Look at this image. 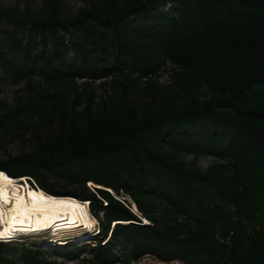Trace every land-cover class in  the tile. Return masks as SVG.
Listing matches in <instances>:
<instances>
[{"label":"trees","instance_id":"1","mask_svg":"<svg viewBox=\"0 0 264 264\" xmlns=\"http://www.w3.org/2000/svg\"><path fill=\"white\" fill-rule=\"evenodd\" d=\"M70 1L0 9V172L99 231L0 239V264H264V0Z\"/></svg>","mask_w":264,"mask_h":264},{"label":"bare ground","instance_id":"2","mask_svg":"<svg viewBox=\"0 0 264 264\" xmlns=\"http://www.w3.org/2000/svg\"><path fill=\"white\" fill-rule=\"evenodd\" d=\"M0 174V189L7 193V201L0 198V233H4L0 239L9 240L20 233L38 231L50 225L59 231L68 226L90 227L94 224L88 201L51 196L40 189L29 186L30 189L25 184L17 183L5 172L1 171ZM29 192L35 193L36 198L29 196ZM41 194L43 199L40 198ZM21 196L23 200H20Z\"/></svg>","mask_w":264,"mask_h":264},{"label":"rangeland","instance_id":"3","mask_svg":"<svg viewBox=\"0 0 264 264\" xmlns=\"http://www.w3.org/2000/svg\"><path fill=\"white\" fill-rule=\"evenodd\" d=\"M42 3V0H0V9H7V10H27L29 8L31 9H38ZM70 7L72 9L78 8L81 3L77 0H71L69 2ZM8 21V20H5ZM10 23V24H9ZM13 25V21H8L7 25ZM169 75L165 74L161 80H168ZM18 89V85L10 82L9 80H3L0 79V98L6 99L7 102H12L14 95L16 94V90ZM30 145V139L27 136H21L18 139L14 141H10L8 150H11L12 152H19L22 150H25ZM4 148L0 147V155L4 154ZM210 158L203 157L202 164L206 165L210 162ZM13 177V176H12ZM21 178L14 177V180L17 183L20 182ZM23 182L21 184H25L28 188H30V183L28 181H25L26 178H22ZM30 186V187H29ZM36 188V187H34ZM31 189V188H30ZM133 207L136 210V206L133 203ZM90 212V210H89ZM92 218L94 219V224L92 226H80V227H64L62 230L55 231V228H48L41 231H31L28 234H18L16 238L20 236H24V240H36L38 243L44 244L45 247L49 246H65L67 243L72 242H89V238L95 237L96 233L99 231V221L98 219L90 212ZM72 228V229H71ZM79 231V232H78ZM5 240V239H4ZM82 256L79 260H68L64 257H56L55 259L59 264H78L82 261ZM133 264H184L181 261H172V262H163L151 255H145L143 258H141L139 261L134 262Z\"/></svg>","mask_w":264,"mask_h":264},{"label":"snow or ice","instance_id":"4","mask_svg":"<svg viewBox=\"0 0 264 264\" xmlns=\"http://www.w3.org/2000/svg\"><path fill=\"white\" fill-rule=\"evenodd\" d=\"M2 175V174H0ZM5 180H7V178L5 177ZM8 183H11V181H8ZM29 196L33 197V199L36 198V194L29 192L28 193ZM0 198H3L5 201H7V193L5 191H3V189H0ZM41 199H43V195L41 194L40 196ZM20 200H23V197H20ZM4 233H0V237H3Z\"/></svg>","mask_w":264,"mask_h":264},{"label":"water","instance_id":"5","mask_svg":"<svg viewBox=\"0 0 264 264\" xmlns=\"http://www.w3.org/2000/svg\"><path fill=\"white\" fill-rule=\"evenodd\" d=\"M26 181V180H25ZM135 206H136V204H135ZM136 209L138 210V208H137V206H136ZM143 220L145 221V222H148V220L146 219V218H143ZM147 220V221H146ZM68 227H74V226H68ZM48 228H53L54 229V227L53 226H48V227H44L43 229H41V230H44V229H48ZM41 230H38V231H41ZM28 233H30V232H24V233H21V234H28ZM16 237H14V238H12V239H15Z\"/></svg>","mask_w":264,"mask_h":264}]
</instances>
